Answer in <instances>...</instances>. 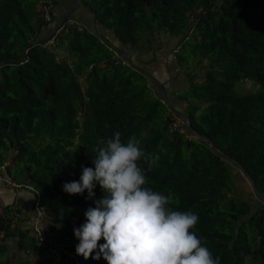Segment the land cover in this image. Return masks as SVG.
I'll return each instance as SVG.
<instances>
[{
	"label": "trees",
	"instance_id": "trees-1",
	"mask_svg": "<svg viewBox=\"0 0 264 264\" xmlns=\"http://www.w3.org/2000/svg\"><path fill=\"white\" fill-rule=\"evenodd\" d=\"M39 1L0 0V59L18 58L49 30ZM82 1L95 11L100 29L131 54L141 46L139 32L146 41L160 33L178 37L174 61L188 83L179 100L192 128L240 163L264 193V0ZM89 24L82 30L70 25L51 44L28 48L25 60L0 65V166L8 162L4 175L34 188L44 209V237L73 251L80 264H108L76 252L74 228L94 199L62 185L80 179L84 166L95 167L96 147L120 131L125 142L135 135L146 157L159 153L151 167L148 158L138 162L147 186L167 195L172 209L199 214L192 230L221 264H264V204L238 194L229 164L183 122L171 130L175 116L154 84ZM64 46L69 58L60 55ZM195 66L203 74L199 80ZM245 80L260 90L236 94V83ZM95 192L105 195L99 185ZM19 213L16 206L0 208V254H6L0 264H75L62 252L21 259L20 253L40 246Z\"/></svg>",
	"mask_w": 264,
	"mask_h": 264
},
{
	"label": "clouds",
	"instance_id": "clouds-1",
	"mask_svg": "<svg viewBox=\"0 0 264 264\" xmlns=\"http://www.w3.org/2000/svg\"><path fill=\"white\" fill-rule=\"evenodd\" d=\"M121 137L115 131L96 147L95 167L84 166L80 179L62 185L69 194L87 190L86 198L94 199L86 220L74 228L76 252L85 259L103 257L108 264H221L192 230L199 214L172 209L167 195L147 186L146 170L138 162L148 158L151 167L159 153L146 157L135 135L126 142ZM97 185L105 193L100 198Z\"/></svg>",
	"mask_w": 264,
	"mask_h": 264
},
{
	"label": "crops",
	"instance_id": "crops-1",
	"mask_svg": "<svg viewBox=\"0 0 264 264\" xmlns=\"http://www.w3.org/2000/svg\"><path fill=\"white\" fill-rule=\"evenodd\" d=\"M76 1H82V0H58L57 4H56V8H55V15L56 16L58 14L61 15L67 8H69ZM70 18L73 19L75 22H77L81 25H84V26L90 23L89 13L81 7H77ZM108 33H110V32H105V34L112 41L117 43V40L114 38V36L110 37ZM161 35H164V33L156 34L154 39H151V40L148 38L145 46H140L139 48L134 49L132 52V56H133L135 62L138 63L139 65L147 68L148 70L152 71L154 74H156V71H155L156 68L153 69V68H150L148 66L151 65V63H152L151 59H154V58L158 59V56L163 55V51H161L160 55L158 53V51H160L159 49H161L160 46L163 45L160 42L161 38H159V37H161ZM164 36L167 37V39L169 38L167 41H172V40L174 41V39L177 38L176 36L174 37V36H170L168 34H165ZM154 45H155V47H154ZM157 45H159V46H157ZM174 51L175 50H173V53H174ZM156 62L160 63V60L158 59V61L156 60ZM157 70H158V67H157ZM174 76H175V78H174ZM168 77L172 78L171 81H173L172 84L170 83V85L165 84L168 96L171 99V101L178 108L184 110L183 108H184L186 103H184V101L179 100V92L181 89L187 88V85H188L187 76H186L185 71L181 67L176 65V63L174 61V56H172V59L169 62ZM173 79H175V80H173ZM162 82H164V81H162ZM17 180L23 181V178L17 179ZM30 195L31 194H30L29 190H27V189H15L13 187H10L6 183H4L2 180H0V208L5 207V206H8V207L16 206L20 212L18 214V217L21 220L20 224L24 228L31 227L32 215H33V209H32L33 200L30 197ZM35 253L40 254L39 260H41L42 258H56L55 255L53 256V255L49 254L45 250V248L44 247L42 248L41 246L37 250L31 251L29 254L20 253L19 255L25 256L28 259H30V258H32V256ZM62 264H72V262L68 259H64Z\"/></svg>",
	"mask_w": 264,
	"mask_h": 264
},
{
	"label": "water",
	"instance_id": "water-1",
	"mask_svg": "<svg viewBox=\"0 0 264 264\" xmlns=\"http://www.w3.org/2000/svg\"><path fill=\"white\" fill-rule=\"evenodd\" d=\"M77 7H81L85 9L90 16V29L93 34L98 36V38L104 42L110 49L114 50L117 55H119L130 67L137 70L144 76H146L157 88L159 95L161 96L162 101L166 104L168 109L174 114V116L178 117L196 136H198L201 140L205 141L209 148L219 156H221L230 166V170L232 173H239L242 175V177L247 181L249 184L250 190L252 194L261 202L264 204V193L261 192L253 177L249 174L248 171L245 170V168L235 161L232 157H230L228 154L220 150L215 143L212 141V139L202 133H199L195 131L192 128L191 120L188 116V114L175 106V104L171 101V99L168 96L167 89L165 86V83L161 81V79L156 76L152 71L148 70L147 68L139 65L135 62L131 52L123 47L120 44L115 43L112 41L99 27L96 13L93 10V8L82 1H76L74 2L69 8H67L52 24V26L49 28V30L43 34L42 36L35 38L34 40L29 41L21 51V55L18 58H3L0 59V65L5 63H12V62H21L25 60L26 58V52L27 49L30 48L32 45L39 44L43 41H47L49 39L54 38V36L57 34V31L59 27L64 23L65 20L71 17V15L74 13Z\"/></svg>",
	"mask_w": 264,
	"mask_h": 264
},
{
	"label": "rangeland",
	"instance_id": "rangeland-1",
	"mask_svg": "<svg viewBox=\"0 0 264 264\" xmlns=\"http://www.w3.org/2000/svg\"><path fill=\"white\" fill-rule=\"evenodd\" d=\"M59 16H60V14L57 15V18ZM51 26H52V24H51ZM105 32H109V31L105 30ZM108 34H109L110 37H113L112 34H110V33H108ZM164 35H161V37H159V38H161L160 42L163 44L162 46H160V48H161V49H159L160 51H158L159 55H160L161 51H163V55L162 56H158V59L160 60V63H157L156 60L158 61V59L154 58V59H151L152 63L148 67L153 68V69L156 68V70H155L156 74L155 75H157L162 81H164L165 84H169L170 85V83L172 84L173 81H171L172 78L168 77V67H169V62L171 61L172 56L174 55L173 50H176V48H177L176 44H177V41H178V37L176 39H174V41L173 40L172 41H167L169 38L167 39V37H165ZM138 39H139V43L141 44V46L146 44V36H144L142 32L138 33ZM188 40H190V39H188ZM157 46H159V45H157ZM154 47H155V45H154ZM66 49H67L66 47L64 49H62L60 55L63 54V56H66V57L69 58V56H68L69 54L66 51ZM157 67H158V70H157ZM196 68L197 67L195 66L194 67L195 70H193V71L195 73H198V78L197 79L199 80V79L202 78L203 74H202V71H198V69H196ZM174 78H175V76H174ZM173 80H175V79H173ZM259 90H260V87L256 83L250 82L248 80H245L243 82H241V81L237 82L236 85H235V89H234L235 93L238 94V95H242V94H246V93H252V92H257ZM182 94H187V88H183V89L180 90L179 95H182ZM203 106L204 105H202L201 110L198 111L197 114H199L202 111ZM185 110H186V108H185ZM7 163L8 162H6L5 164H7ZM5 164L2 166L3 169H2V172H0L1 175H2V173L5 172ZM12 175H15L13 170H12ZM14 181L17 182L16 180H14ZM234 181H235L236 185L238 186V189H239L238 190V194L239 195H241L243 198H246V199L250 200L255 206L259 204V200L254 195H252L250 187H249V184L242 177V175H240L239 173H235L234 174ZM30 194H31L30 197L34 201V199H35L34 193L30 192ZM13 249L14 248L12 247L8 251L12 252ZM0 256L3 259L6 256V254H0ZM39 256H40L39 253H35L32 256V258H30V261H38L39 260ZM19 257L20 258L22 257L21 259L27 258V257L22 256V255L21 256L19 255ZM27 260H29V259L27 258Z\"/></svg>",
	"mask_w": 264,
	"mask_h": 264
},
{
	"label": "built area",
	"instance_id": "built-area-1",
	"mask_svg": "<svg viewBox=\"0 0 264 264\" xmlns=\"http://www.w3.org/2000/svg\"><path fill=\"white\" fill-rule=\"evenodd\" d=\"M58 0H40L39 1V10L41 12L42 19L46 22V24L51 25L53 21V16L55 15V8L56 3ZM70 25H75L78 30L83 29V25L75 22L73 19L68 18L64 21V23L59 27L58 32L60 31H66ZM53 42V38L48 40L46 44H51ZM182 121L175 116L174 120L171 122L170 128L171 130H179L181 128ZM0 166V172H2V167ZM0 180H2L4 183L9 185L10 187H13L15 189H27L32 193H35V190L32 186L27 184H21L19 182H15L10 177L4 175V173H0ZM35 195V194H34ZM33 209V215H32V221H31V230L33 235L35 236L36 240L38 241V244L45 248V250L51 254L54 255L58 252H62L63 254L67 255L69 258L74 260L75 264H80L76 258V255L73 251H70L68 249H65L62 245V243H54L48 239H46L43 235V220H44V209L42 204L39 201V198L37 195H35V199L33 201L32 205Z\"/></svg>",
	"mask_w": 264,
	"mask_h": 264
}]
</instances>
